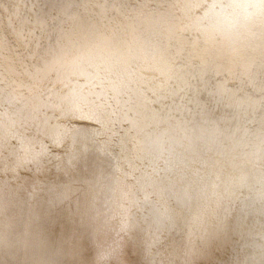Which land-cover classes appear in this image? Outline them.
Returning a JSON list of instances; mask_svg holds the SVG:
<instances>
[{
    "label": "clouds",
    "instance_id": "obj_1",
    "mask_svg": "<svg viewBox=\"0 0 264 264\" xmlns=\"http://www.w3.org/2000/svg\"><path fill=\"white\" fill-rule=\"evenodd\" d=\"M0 8V147L18 144L3 171L54 166L68 176L81 164L73 183L29 190L3 181L0 264H60L35 223L41 192L50 205L76 197L94 235L112 236L98 245L104 264L132 230H144L151 248L178 216L188 231L173 264H194L229 230L243 241L233 264H264V185L229 172L252 137L264 144V131L247 128L264 126L256 115L264 96L244 87L264 92V0H4ZM234 103L250 118L222 123L217 109ZM81 118L99 127L77 150ZM65 144L62 159L52 148Z\"/></svg>",
    "mask_w": 264,
    "mask_h": 264
},
{
    "label": "bare ground",
    "instance_id": "obj_2",
    "mask_svg": "<svg viewBox=\"0 0 264 264\" xmlns=\"http://www.w3.org/2000/svg\"><path fill=\"white\" fill-rule=\"evenodd\" d=\"M4 0H0L3 3ZM10 3H16L18 0H9ZM37 0H23L24 4L36 3ZM46 0H39V3H45ZM50 4L51 0H47ZM29 17L33 15L27 8L24 9ZM37 11V10H34ZM47 11V9H45ZM3 9L0 8V17H2ZM18 26V25H14ZM30 26V25H29ZM2 28V26H0ZM9 32L12 29L8 30ZM228 87L237 90L240 86L237 82L231 81ZM245 91L250 94L252 98L257 100L264 96V92L254 91L253 88L247 87L245 82ZM3 88V84L0 85ZM245 91H236V97L241 101L248 100L245 96ZM211 97L206 93H201L199 100L208 103L211 107ZM262 107L256 112L257 116L264 113V101L261 102ZM245 105L241 103L240 108H223L217 109L216 117L221 118L222 123H226L227 119H231L232 125L237 123L236 117L239 115L242 119L250 118L251 109H249V116L244 115ZM77 125L75 129L77 143L76 149L79 150L81 143L87 138L94 135L93 129H98V125L87 122L84 119H76L73 121ZM244 125H241V133ZM250 133H256L257 129L264 131V126L259 121L247 125ZM253 143L249 149L243 150L238 158L233 162L232 168L229 169L231 176L234 179L244 180L248 184H255L257 188L264 185V144H260L259 140L252 137ZM45 143H48L45 140ZM96 146L90 145V151L87 153L88 158L94 159L99 156L95 151ZM18 148L16 140H11L7 148L0 147V187H3V181L7 180L10 185L15 187L17 184H23L31 190L32 186H37V182H42L46 187H51L53 184H68L78 181L80 179L79 169L81 164H77L76 170L69 169V175L65 176L64 171H57L54 166H49V170L43 172H36L31 165L28 168H20L19 175L8 171H3L4 156H8L9 152L14 153ZM68 145L65 144L63 148H52L54 153H58L63 159L67 153ZM240 151L239 149L237 150ZM13 157L9 156V163ZM56 161H53V165ZM207 170V169H206ZM224 177L222 176V179ZM191 191V189H190ZM49 197L41 192L37 197L36 213L37 218L35 223L39 225L44 238H46L53 246H55L61 253L60 264H104L98 261L100 248L98 245L106 244L112 239L109 235L107 239L94 235L92 230L87 226V218L83 215V208H78L77 198L73 197L71 201L64 203L55 202L49 204ZM83 201H80L82 204ZM203 203V201H200ZM173 208H180V205L175 201L171 202ZM197 210V205L192 208V211ZM191 215V213H189ZM243 215V213H241ZM254 217L249 215L248 223L253 222ZM264 221V216L260 217ZM188 231V221L183 216H178L175 221V226L166 234L162 242L157 243L150 248L151 240L149 236L141 228L134 229L129 235L125 236L121 241V247L117 258H113L107 264H173L174 258L180 254L184 246L185 236ZM259 240V237H257ZM239 237L235 232L229 230L227 235L219 240H214L205 254L197 255L193 258L194 264H233L234 253L239 251L240 244ZM179 264V261H175Z\"/></svg>",
    "mask_w": 264,
    "mask_h": 264
},
{
    "label": "rangeland",
    "instance_id": "obj_3",
    "mask_svg": "<svg viewBox=\"0 0 264 264\" xmlns=\"http://www.w3.org/2000/svg\"><path fill=\"white\" fill-rule=\"evenodd\" d=\"M0 85H2V84H0Z\"/></svg>",
    "mask_w": 264,
    "mask_h": 264
}]
</instances>
